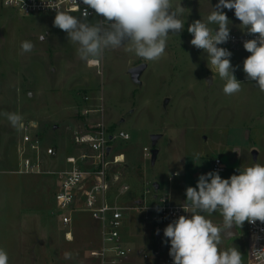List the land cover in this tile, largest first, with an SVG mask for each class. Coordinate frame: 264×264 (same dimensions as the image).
I'll return each mask as SVG.
<instances>
[{
  "label": "rangeland",
  "instance_id": "obj_1",
  "mask_svg": "<svg viewBox=\"0 0 264 264\" xmlns=\"http://www.w3.org/2000/svg\"><path fill=\"white\" fill-rule=\"evenodd\" d=\"M217 3L181 0L184 30L170 33L159 60L145 61L121 47L105 50L99 66L91 67L79 58L78 46L68 41L67 34L53 26L55 15L24 16L0 0V248L8 253L9 264H96L89 253L100 240L90 215L76 213L66 229L54 200L56 174L66 170L65 158L77 153L75 135L95 124L131 136L119 146L126 156L119 171L130 188L118 198L125 211L142 203L145 190L148 202L158 196L182 205L186 188L195 187L201 174L213 171L216 159L226 167L220 173L225 179L239 174L240 167L264 165V92L243 71L250 53L228 49L242 90L225 95V81L212 73L207 54L190 43L188 26L198 19L206 22ZM223 11L230 34L246 32L234 10ZM43 34L46 39L41 41ZM25 40L34 45L30 52L21 50ZM143 64L146 69L133 81L130 71ZM6 112L22 115L24 124L36 123L43 146L57 152L54 159L43 157L40 174H18L24 132L10 124ZM152 136L159 138L152 141ZM145 148L156 149V157H146ZM124 214V232L134 237V250L146 247L150 228L142 214L134 210ZM208 218L223 223L218 212ZM69 230L72 241L65 237ZM231 231L233 236L223 238L219 247H237L247 264V222L240 228L233 225Z\"/></svg>",
  "mask_w": 264,
  "mask_h": 264
},
{
  "label": "clouds",
  "instance_id": "obj_2",
  "mask_svg": "<svg viewBox=\"0 0 264 264\" xmlns=\"http://www.w3.org/2000/svg\"><path fill=\"white\" fill-rule=\"evenodd\" d=\"M70 2L75 5L71 11L79 12L80 16L60 10L52 0L44 3L56 12L53 26L67 34L68 41L78 46L79 58L90 65L99 63L105 50L121 47L145 61H157L165 54L170 33L179 35L185 26L181 0L176 4L173 0H82L87 6L82 12L77 0ZM88 9L103 19L90 22ZM224 9L234 10L241 29L255 37L243 41L244 49L250 53L243 61V71L246 79L255 81V86L264 92V0H218L206 22L198 19L188 26L187 31L193 37L190 43L207 54L212 73L225 81V95L240 92L242 82L234 75L232 53L218 46L230 39V21ZM39 39L44 41L45 34ZM33 47L31 41L21 43L22 52H30ZM4 115L17 131L25 128L22 115L16 112ZM232 151L242 154L238 149ZM236 171L239 174L227 179L219 171L201 174L195 187L186 188L182 209L190 215H180L163 230L166 241H170L173 264H243L237 247L221 250L219 246L223 238L233 236V225L240 228L245 222L257 221L264 224V165L255 162ZM217 212L223 221L219 225L208 218ZM156 231L159 234V229ZM253 249L258 259L264 258V248L253 245ZM0 264H9L8 253L3 248H0Z\"/></svg>",
  "mask_w": 264,
  "mask_h": 264
},
{
  "label": "built area",
  "instance_id": "obj_3",
  "mask_svg": "<svg viewBox=\"0 0 264 264\" xmlns=\"http://www.w3.org/2000/svg\"><path fill=\"white\" fill-rule=\"evenodd\" d=\"M45 3L48 0H44ZM43 0H2V5L24 16L36 14L55 15L54 9L46 7ZM62 11H70L72 15L80 16L79 12L71 11L75 7L70 0H52ZM81 12L86 5L77 0ZM88 20H102L94 10L88 9ZM254 36L245 33H231L227 43L218 45L231 50L244 49L243 41L253 39ZM92 67V66H91ZM39 128L36 123H27L23 129L24 135L19 149L18 174H40L43 157L54 159L57 152L54 148L43 146L39 138ZM131 136L123 131H114L103 125L95 124L89 129L77 133L73 144L76 154L65 158V171L58 175V188L55 194V203L61 223L68 229L73 224L76 213H88L97 228L99 246L89 253V257L96 264H173L169 255L170 241L163 235L164 228L185 213L182 205H172L169 201L158 196H151L148 202L149 191L145 190L141 202L134 208L126 209L138 211L142 214L145 224L151 227L157 245L135 249L131 246V237L124 232L125 209L119 206L118 198L129 193L130 188L124 182V176L119 171L126 164L125 154L119 150L121 143H128ZM264 140V134H263ZM146 157L152 156L151 149H144ZM225 165L220 159L213 163V171L224 172ZM177 177L174 174L173 178ZM114 192L118 193L117 196ZM157 209H160L157 211ZM159 229V234H157ZM264 224L257 221L255 224L247 222V264H261L253 249L264 248ZM72 231L65 233L67 241H72ZM260 237V239H255ZM129 243V244H128ZM141 258L142 262L137 258Z\"/></svg>",
  "mask_w": 264,
  "mask_h": 264
},
{
  "label": "water",
  "instance_id": "obj_4",
  "mask_svg": "<svg viewBox=\"0 0 264 264\" xmlns=\"http://www.w3.org/2000/svg\"><path fill=\"white\" fill-rule=\"evenodd\" d=\"M146 67L147 66L143 64L137 68H133L130 71V74L132 76L133 81H135V82L138 81L139 75L146 69ZM207 82H208V84H211L212 83L211 78H208ZM165 104H167V100L165 101ZM158 138H159V136H152V141H156ZM157 153H158V151L156 149H153L152 150V157L155 158ZM154 189H156V190L159 189V185L157 183L154 184Z\"/></svg>",
  "mask_w": 264,
  "mask_h": 264
},
{
  "label": "crops",
  "instance_id": "obj_5",
  "mask_svg": "<svg viewBox=\"0 0 264 264\" xmlns=\"http://www.w3.org/2000/svg\"><path fill=\"white\" fill-rule=\"evenodd\" d=\"M152 151V150H151ZM253 155H256V152H253ZM216 160H218V159H216ZM215 160V161H216ZM214 161V162H215ZM174 175V174H173ZM156 184V183H155ZM129 210H126V212H128ZM144 225L146 226V227H149L150 228V230H149V232H150V235L148 236L149 238H148V240L147 241H145V243H148V244H146V247H149L150 245L152 246V245H157V243L155 242V237L153 236V233H152V230H151V227L149 226V225H147V224H145L144 223ZM146 229V228H145ZM130 236V235H129ZM132 239H131V241H133V240H135L134 239V237L133 236H130ZM151 237H153L152 239H151ZM129 244V243H128ZM138 244V243H137ZM131 246L133 247V244L131 243Z\"/></svg>",
  "mask_w": 264,
  "mask_h": 264
},
{
  "label": "bare ground",
  "instance_id": "obj_6",
  "mask_svg": "<svg viewBox=\"0 0 264 264\" xmlns=\"http://www.w3.org/2000/svg\"><path fill=\"white\" fill-rule=\"evenodd\" d=\"M91 66H92V67H98V66H99V63H97V64H92Z\"/></svg>",
  "mask_w": 264,
  "mask_h": 264
}]
</instances>
